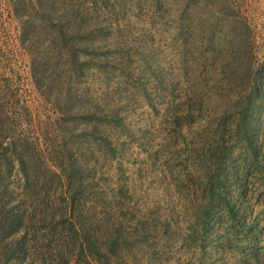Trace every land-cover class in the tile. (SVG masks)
Listing matches in <instances>:
<instances>
[{
  "label": "trees",
  "instance_id": "obj_1",
  "mask_svg": "<svg viewBox=\"0 0 264 264\" xmlns=\"http://www.w3.org/2000/svg\"><path fill=\"white\" fill-rule=\"evenodd\" d=\"M152 1L160 12L161 0ZM180 1L184 12L198 7L202 18L215 19L227 39L239 38L237 57H252L245 36L237 37L246 27L234 2ZM11 2L21 40L35 42L30 72L37 91H56L58 135L44 137L47 146L40 147L23 133V121L33 122L29 108L0 93V264H166L175 259L172 236L184 250L175 264H232L234 254L244 257L243 264H263L264 60L240 69L229 65L209 89V108L206 92L198 95L196 149L185 160L193 168L187 171L191 182L174 185L189 213L187 225L179 226L166 215L138 214L137 204L131 205L123 116L111 93L93 96L80 84L90 61L104 71L113 68L108 53L114 49L102 43L115 22L102 26L97 0ZM122 50L133 61L119 44ZM186 131L189 139L192 129ZM109 170L117 190L107 196L91 182ZM165 170L172 178L173 169Z\"/></svg>",
  "mask_w": 264,
  "mask_h": 264
},
{
  "label": "rangeland",
  "instance_id": "obj_2",
  "mask_svg": "<svg viewBox=\"0 0 264 264\" xmlns=\"http://www.w3.org/2000/svg\"><path fill=\"white\" fill-rule=\"evenodd\" d=\"M97 1V15L103 20L102 26L110 27V22H115L110 36L102 43L105 48L113 47L108 57L114 59V64L104 71L98 67L100 62L90 61L93 66L85 70L80 84L93 96L111 93L115 107L123 116L127 132L121 139L128 147L124 168L132 193L131 205L137 204L138 214L159 213L185 226L189 213L177 193L180 189H175L174 185L177 181L191 182L187 171L193 168L187 166L185 160L187 155L194 156L196 149L198 95L206 92L203 99L209 108V89L219 82L220 73L229 69V65L240 69L252 59L264 60V0H230L240 9L239 15L246 27L237 37L245 36L252 57H237L240 55L236 52L241 45L239 38L237 41V38L224 37L215 19L202 18L198 7L193 13L184 12L180 0L159 1L163 6L160 12H156L152 0ZM87 4L91 6L90 2ZM189 17H193L191 21ZM180 25L191 27V31L179 30ZM193 34L195 38L191 37ZM20 35V21L14 14L11 0H0V93L7 97L14 95L15 100L19 99L29 108L33 122L23 121V133L37 140L44 149L43 138L58 135L53 105L56 91L48 93L46 90L45 94L37 91L30 72V54L35 42L29 46ZM119 44L121 49L130 52L133 61L126 60L128 55H124V50L118 51ZM207 52L213 55L214 61L204 56ZM219 92L225 95L229 91ZM12 106L8 103L9 109ZM46 123L51 124L50 128ZM186 127L192 129L189 139ZM117 139V134L111 136L113 144ZM168 143L171 151L166 147ZM167 166L173 169L172 178L170 171L165 170ZM110 171L94 174L91 184L96 192L102 190L109 196L112 189L117 190L114 181L117 176ZM152 237L156 239L154 234ZM172 240L177 239L172 236L169 240L175 259L166 264H175L177 257L184 253ZM243 261L242 255L234 254L230 262L243 264ZM262 262L264 264V259Z\"/></svg>",
  "mask_w": 264,
  "mask_h": 264
}]
</instances>
